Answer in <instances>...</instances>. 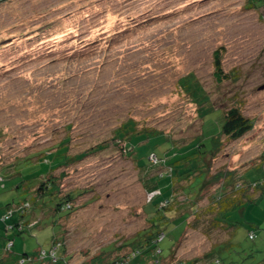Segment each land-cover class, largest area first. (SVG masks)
I'll return each mask as SVG.
<instances>
[{"label": "rangeland", "instance_id": "1", "mask_svg": "<svg viewBox=\"0 0 264 264\" xmlns=\"http://www.w3.org/2000/svg\"><path fill=\"white\" fill-rule=\"evenodd\" d=\"M39 40L45 43L39 45ZM52 45L51 55L34 60ZM221 47L223 69L233 74L223 81L214 67V53ZM75 51L76 56L65 59ZM20 57L30 59L17 61ZM191 74L208 96L204 106H214L202 111L207 116L202 137L199 104L180 84ZM233 106L254 127L238 140L222 137L218 154L206 161L208 178L215 184L206 189L199 208L221 186L213 180L220 172L240 178L249 169L247 180L264 178V8L250 7L248 0L0 2V259L6 261L0 264H39L38 258L26 255L50 253L54 237L63 240L65 259L46 264H89L115 246L120 250L109 254L111 260L129 254L132 248L123 245L152 226L151 210L156 208L149 203L155 192L151 181L170 173L160 162L139 168L134 158L145 165L155 151L169 163L197 141L210 148L218 125L215 116L220 108ZM129 117L138 122V131L162 134L130 140L134 158L115 143L98 151L97 143ZM67 124L73 125L70 130ZM67 136L68 155L86 153L54 172L60 196L81 191L71 202L73 211L57 223L65 212L54 215L42 209L32 221L41 223L32 229L25 224L19 233L13 225L21 215L9 202L24 198L25 186L16 188L17 183L40 167L23 173L16 164ZM39 155L32 158L34 163ZM197 160L201 157L183 160L182 171ZM203 177L198 175L196 183ZM173 181L178 199L187 202L181 190L186 181ZM163 213L170 221L164 219L158 227L165 232L158 243L159 264H264V197L229 213L232 222L240 223L233 235L201 220L184 233L194 215L187 221L186 213ZM7 226L14 228L8 231ZM137 262L139 257L131 264ZM154 263L148 259L143 264Z\"/></svg>", "mask_w": 264, "mask_h": 264}, {"label": "trees", "instance_id": "2", "mask_svg": "<svg viewBox=\"0 0 264 264\" xmlns=\"http://www.w3.org/2000/svg\"><path fill=\"white\" fill-rule=\"evenodd\" d=\"M3 0H0L2 2ZM248 4L250 7L256 8V9H262L264 8V0H248ZM29 35L23 36L24 38H27ZM50 36L44 38L45 40L49 39ZM23 38H20V40ZM13 40V39H12ZM12 40H9L11 42ZM45 40H39V45H42L45 43ZM1 43V45L7 44ZM12 44L15 43L13 40L11 42ZM41 43V44H40ZM91 44L85 45L83 48L90 46ZM51 47L46 48V50L43 51L42 56L38 55L37 57H33L34 60L40 59L43 57V55H49L52 54V48ZM223 47L217 49L214 53V67H215V74L217 75L219 80H229L231 77H233L232 73H226L222 66V54H223ZM37 50L36 53L40 51ZM51 50V51H50ZM41 52V51H40ZM79 51H75L74 55L70 56H64L65 59H71L72 57L76 56ZM51 53V54H50ZM40 54V53H39ZM86 53H83L80 56L85 55ZM30 59V57H20L17 59V61H23ZM32 60V59H31ZM181 86L184 88V90L190 94L193 99L196 101V103L199 104L198 113L199 116L203 120V127H202V134L201 137L204 136L205 127H206V121L207 116H204L202 114L203 109L209 110L211 107L214 106H204V104H208L207 101H204L203 99L208 98L207 94L203 90V87L201 84H199L195 78L194 75L191 74L185 78H183L180 82ZM203 101V102H200ZM206 111V112H207ZM216 118V131L211 136V146L210 148H207V145L204 143L203 140L197 141L192 148H190L188 151L190 152L191 149H194L189 152L184 153V156L181 159H177L174 161H169L167 163V158L160 156L155 151H151L148 154V158L151 153L155 154L160 162V164H164V166L170 168L169 171L165 174L162 173L158 175L155 179L151 181V190L157 191L158 193L155 194V196L151 199L149 202L150 204L153 203V206L156 208V210L153 211V215H151V223L152 226L149 228V230H146L145 232L141 233L138 238H135L131 240L129 243L124 244L123 246H130L132 248V251L127 254L126 256H120L117 258H114L111 260L109 254H112L118 250H120L119 247L113 248L111 251H104L103 255H98L94 257L92 262L89 264H112L113 262L120 260L123 261L126 258L128 259V264H131V262L134 260V258L139 257V262L135 264H143L146 262V260L151 259L154 260L156 263L159 264L161 258L159 257V254L161 253V250L158 247V243L161 241V239L165 236V232L161 230L160 227L163 223L164 219H167V221H170L167 216L163 213L164 210L168 209H174L179 214L186 213V219H188L194 215L195 222L189 223L187 222L186 228L184 230V233L188 226H195L196 222L198 220L203 221V224L207 226L212 227H222L223 230H227L231 235L234 234L236 227L238 226V222L234 221L232 222L228 217L229 213L238 205H254L256 204L260 199L264 197V178L263 179H255V180H247L245 178L244 172L240 178H237L235 173L231 172H220L216 176L213 177V180L217 182H222L221 186L217 187L213 194L210 197V202L208 205L204 208L198 207V201L204 197L205 192L210 191L208 190L210 186L214 185L215 182L212 181V179L208 178V170H209V164L207 165L208 160H211V158H214L221 146H222V137H226L230 140H238L244 137L247 133H249L253 127H254V121L245 116L242 111L236 107H229L227 109H219V113L215 116ZM72 124H67L65 126L66 129L70 130L72 128ZM138 122L129 117L126 121H123L118 127H116L113 132H111V137L105 139L104 141L97 143L96 147L98 151H101L103 149H106L109 147V144L115 143L116 147L119 149V151L124 154L125 156H132L133 157V148L131 147L129 141L134 139L135 137L137 139H141L140 136L149 137L152 135H159L162 134V132L158 130H146L144 132L138 131ZM164 135V134H163ZM199 137V138H201ZM71 141V137L67 136L58 143L54 144L52 148L48 149V151H42L41 153H38L36 155L28 156L21 161H19L16 164V167L18 170H21L23 173H27L28 171H32L35 168L40 167L39 171L35 174H31L29 178H23L21 181H19L16 185V188L21 187L22 185L25 186L24 189L22 188L23 192L26 194L24 198H21L16 202V200H13L11 203L9 202L10 207L14 205L18 212L20 213L21 217L16 222L15 227H17V231L19 233H23L24 230L22 229L25 224L29 228H35L38 226L42 220L38 219V222L36 221L33 223V218L37 217L38 214L41 212L42 209H50L52 214L56 215L57 213L65 212L62 216L59 217L57 223L60 219L69 216L72 213V206L71 202L81 193V191H73L72 193H69L66 196H60V183L57 178H55L54 172L68 164H71L72 162H78L79 160L83 159L86 156V153L79 154L75 156L74 158L70 155H68V149H69V143ZM188 149V148H187ZM50 150V151H49ZM55 150V151H51ZM41 156H40V155ZM40 156L38 159V163H34L32 161V158L35 156ZM197 156L198 158L201 157V160H197L198 163L195 166H190L186 171H182L183 167L180 166L183 160H192ZM134 158V157H133ZM136 161V164L139 168H149L153 164L151 161L148 160V164H142L141 162H138L137 159L134 158ZM152 164V165H151ZM251 169V168H250ZM198 175H204L202 178L201 183H196V178ZM15 177V176H14ZM173 178H176V182L181 183L182 181H186V185L182 187L183 194L186 196L185 200L187 202H180L178 199V195L175 193L176 188L174 187V181ZM0 179L1 178L0 176ZM27 179V180H26ZM27 182V183H26ZM198 184L197 187L195 185ZM26 188V189H25ZM198 188V190H196ZM207 189V191H206ZM33 190V191H32ZM16 204V205H15ZM51 204V205H50ZM189 204V205H187ZM52 206V207H51ZM37 208L38 210L35 211L34 208ZM33 211V212H32ZM23 222V223H22ZM23 224V225H22ZM7 230L9 231L11 228L7 226ZM62 226L60 225V234H62ZM183 233V234H184ZM251 234L253 237H251ZM63 235V234H62ZM249 238L254 239L255 234L250 232ZM58 249L56 251V260L54 261L52 258H46L41 259L40 253L41 251H38L34 256L26 255L29 259H39L43 262L48 263H58L60 260L65 259L64 253V244L63 240H59L57 237H54V242L52 244L53 246L58 245ZM215 249V255H218V250L221 248ZM61 250L60 258L58 256V250ZM137 253V254H136ZM108 254V256L106 255ZM214 254V253H213ZM208 256H212V253ZM6 258V256H5ZM6 262L4 258L0 259V263ZM217 262V261H216ZM67 264V263H66Z\"/></svg>", "mask_w": 264, "mask_h": 264}, {"label": "built area", "instance_id": "3", "mask_svg": "<svg viewBox=\"0 0 264 264\" xmlns=\"http://www.w3.org/2000/svg\"><path fill=\"white\" fill-rule=\"evenodd\" d=\"M149 160H150L152 163H157V162H159L157 156H156L155 154H153V153L150 154V156H149ZM156 193H158V192L155 191V192L152 194V197H154ZM152 197H151V198H152ZM251 237H253L252 234H251ZM10 244H12V243H10ZM58 246H59V244L56 245V246H53V247L51 248V250H50V253H47L46 251H42V252L40 253V258H41V259H46V258H49V257H50V258H52V259L55 261V260H56V251H57V249H58ZM136 254H137V253H136ZM128 259H129V258H126V259L123 260V261L117 260V261L113 262L112 264H128Z\"/></svg>", "mask_w": 264, "mask_h": 264}, {"label": "crops", "instance_id": "4", "mask_svg": "<svg viewBox=\"0 0 264 264\" xmlns=\"http://www.w3.org/2000/svg\"><path fill=\"white\" fill-rule=\"evenodd\" d=\"M39 264H46L45 262H43V261H41V263H39Z\"/></svg>", "mask_w": 264, "mask_h": 264}]
</instances>
